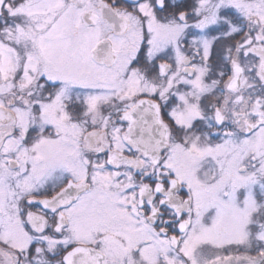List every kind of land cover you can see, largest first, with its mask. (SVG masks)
<instances>
[{"label": "snow or ice", "instance_id": "obj_1", "mask_svg": "<svg viewBox=\"0 0 264 264\" xmlns=\"http://www.w3.org/2000/svg\"><path fill=\"white\" fill-rule=\"evenodd\" d=\"M0 264H264V0H0Z\"/></svg>", "mask_w": 264, "mask_h": 264}]
</instances>
